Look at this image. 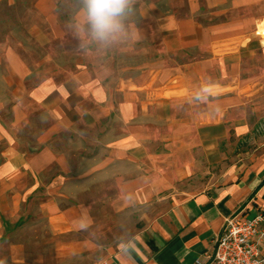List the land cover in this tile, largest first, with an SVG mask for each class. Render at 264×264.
Wrapping results in <instances>:
<instances>
[{
  "label": "crops",
  "instance_id": "crops-1",
  "mask_svg": "<svg viewBox=\"0 0 264 264\" xmlns=\"http://www.w3.org/2000/svg\"><path fill=\"white\" fill-rule=\"evenodd\" d=\"M68 3L32 0L31 43L56 46L42 64L0 41V264L23 263L1 243L32 201L54 236L134 222L91 264H211L226 218L264 216V72L246 77L264 55V0H134L142 39L107 47L79 38L82 2Z\"/></svg>",
  "mask_w": 264,
  "mask_h": 264
},
{
  "label": "rangeland",
  "instance_id": "rangeland-1",
  "mask_svg": "<svg viewBox=\"0 0 264 264\" xmlns=\"http://www.w3.org/2000/svg\"><path fill=\"white\" fill-rule=\"evenodd\" d=\"M14 10L7 8L8 0L0 1V41L2 38H12L15 41L13 47L24 54L25 58L32 57L35 63L42 64L44 55L51 52L56 46L41 47L32 44L27 34V29L24 25L32 21H38L40 18L37 14L31 11L32 0H15ZM64 6H67L68 0H63ZM30 8V12L25 11ZM17 10V11H16ZM69 13L66 18L69 20ZM14 20V23H13ZM264 23V20L261 24ZM260 24V25H261ZM15 28H11V26ZM264 35V30L259 26L257 28ZM256 29V30H257ZM72 35L75 36V29H72ZM256 32V31H255ZM260 38V37H259ZM261 39V38H260ZM263 44H264V39ZM67 47H73L68 45ZM89 47V46H85ZM46 48V50H45ZM50 48V50H49ZM30 57V58H31ZM264 72V55H258L248 64L246 77L254 78ZM252 118L256 120L260 117V122L263 126L257 124V127H264V92L252 104ZM28 206L27 203L25 207ZM23 207V206H21ZM29 213L13 214L12 220H9V225L13 226L7 231L4 236L2 245L4 246L3 256L7 260L13 259L22 260V264H91L94 261L104 257L107 251L116 248L118 245L128 239L131 233L135 230L134 222H119V221H101L95 231H90L88 235L79 236H54L46 225L45 220L40 213L37 212V202L30 203ZM9 218V217H8ZM91 240L98 245L93 250H88L82 253H76L73 249H66L65 244H73L78 241ZM9 246H15L17 252L10 254Z\"/></svg>",
  "mask_w": 264,
  "mask_h": 264
},
{
  "label": "clouds",
  "instance_id": "clouds-1",
  "mask_svg": "<svg viewBox=\"0 0 264 264\" xmlns=\"http://www.w3.org/2000/svg\"><path fill=\"white\" fill-rule=\"evenodd\" d=\"M82 7L76 17L77 35L81 40H89L101 47H107L121 38H131L135 42L142 39L135 24L126 20L134 0H81ZM86 208L81 209V217ZM77 230L86 228L80 219L73 221Z\"/></svg>",
  "mask_w": 264,
  "mask_h": 264
},
{
  "label": "built area",
  "instance_id": "built-area-1",
  "mask_svg": "<svg viewBox=\"0 0 264 264\" xmlns=\"http://www.w3.org/2000/svg\"><path fill=\"white\" fill-rule=\"evenodd\" d=\"M255 34L264 39L258 29ZM262 244L264 216L261 213L251 218L232 215L225 219L220 234L215 238L211 264H264Z\"/></svg>",
  "mask_w": 264,
  "mask_h": 264
}]
</instances>
